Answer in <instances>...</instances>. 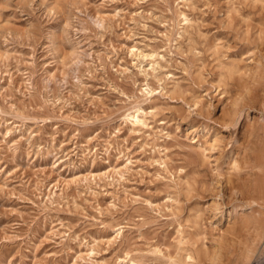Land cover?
<instances>
[{
  "label": "rangeland",
  "instance_id": "rangeland-1",
  "mask_svg": "<svg viewBox=\"0 0 264 264\" xmlns=\"http://www.w3.org/2000/svg\"><path fill=\"white\" fill-rule=\"evenodd\" d=\"M245 215L264 0H0V264H264Z\"/></svg>",
  "mask_w": 264,
  "mask_h": 264
},
{
  "label": "bare ground",
  "instance_id": "bare-ground-1",
  "mask_svg": "<svg viewBox=\"0 0 264 264\" xmlns=\"http://www.w3.org/2000/svg\"><path fill=\"white\" fill-rule=\"evenodd\" d=\"M184 15V19L186 20V21H189V18H188V16L186 15V14H183ZM181 26V25H180ZM153 65V69L152 70H154L155 68H154V64H152ZM143 72H144V74L147 76L148 75V73L146 72V69H144L143 68V70H142ZM259 74V73H258ZM150 85V84H149ZM147 86L146 88H144V89H141L142 90V97H143V99L144 100H150V101H152V99H153V95H154V92H155V89H153L152 87H150V86ZM248 91V90H247ZM140 101L134 106V111H132V112H128L127 114H125L124 115V117H125V121H126V123H130L132 126H133V129L135 130V129H137V128H140V127H146V128H149V127H152L151 125H150V123L148 122V118H147V114L149 113V112H147L140 104ZM159 107V106H158ZM158 142V141H157ZM212 146H214V145H212ZM208 160V159H207ZM239 161V160H238ZM245 161H247V159H245ZM239 165V164H238ZM237 165V166H238ZM236 166V167H237ZM181 172V171H180ZM252 187V186H251ZM255 202V201H254ZM220 208H221V204L220 203H213V204H211L210 206H209V209L214 213V212H216V211H219L220 210ZM244 209V205H236V206H234V208L233 209H230V210H228L229 211V216H232L233 214H239L240 213V210H243ZM221 210H223V209H221ZM212 212H211V214H212ZM213 215V214H212ZM223 216V215H222ZM244 219H245V223L246 224H249L250 225V223H253V224H255L257 227H261L262 228V232L264 233V224L263 225H261L260 224V222L258 221V220H251V218H250V216L249 215H245V217H244ZM243 223V222H242ZM251 226H252V224H251ZM233 227V226H232ZM236 227V226H235ZM250 227V226H249ZM246 228H248V227H246ZM252 228V227H251ZM120 234H121V232H118V236L117 237H119L120 236ZM118 239V238H117ZM185 240V239H184ZM257 241V240H256ZM180 242H182V240H180ZM219 244H217V246H218ZM250 245V244H249ZM217 246H214L215 248L217 247ZM220 246V245H219ZM225 247V246H224ZM220 248V247H219ZM222 248V247H221ZM224 249V248H223ZM221 250V249H220ZM219 250V251H220ZM215 251V250H214ZM218 251V250H217ZM219 251H218V253H219ZM224 252V251H223ZM247 252H249V254L250 253H254V250H253V248H249L248 249V251ZM217 253V254H218ZM218 255H220V254H218ZM214 256H216V253H215V255ZM213 256V257H214ZM222 256V255H221ZM188 257H189V259H191V260H193V261H195L196 259H197V255H196V251L195 250H193V251H190L189 252V255H188ZM205 257V256H204ZM217 257V256H216ZM223 257V256H222ZM246 257H248V256H246ZM217 258H220V257H217ZM245 258V257H244ZM214 259V258H213ZM224 259V258H223ZM246 259V258H245ZM222 260V259H221ZM219 261H220V259H219ZM224 261V260H223ZM133 263H136V264H138L137 262H135V261H133ZM224 263V262H223Z\"/></svg>",
  "mask_w": 264,
  "mask_h": 264
}]
</instances>
